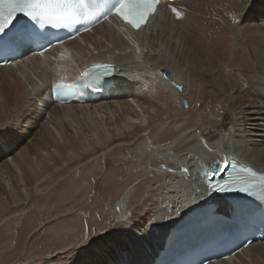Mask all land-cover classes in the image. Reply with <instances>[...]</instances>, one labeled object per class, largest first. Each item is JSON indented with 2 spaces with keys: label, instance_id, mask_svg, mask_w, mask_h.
<instances>
[{
  "label": "bare ground",
  "instance_id": "obj_1",
  "mask_svg": "<svg viewBox=\"0 0 264 264\" xmlns=\"http://www.w3.org/2000/svg\"><path fill=\"white\" fill-rule=\"evenodd\" d=\"M174 4L180 19L161 10L142 30L104 22L65 42L59 55L58 46L43 57L24 52L14 66L0 67V121L8 118L22 131L30 122L24 130L29 140L37 124L33 120L41 122L32 152L25 150L24 137L17 136L20 130L7 134L6 142L0 127V220L24 211L17 238L22 247L28 245L34 229L28 208L43 202L54 207L33 231L45 230L43 236L53 245L48 244L51 252H38L40 264H146L170 228L182 232L187 211L208 196L203 194L206 181L198 175L200 170L227 157L230 165L237 160L264 173V0H176ZM234 14H238L235 21ZM196 27L200 33L193 34ZM196 49L206 62L194 56ZM209 49L219 52L216 58ZM180 53L188 54L178 57ZM181 58H192L198 66L187 70L176 63ZM103 61L115 65L113 79L87 89V103L62 104L42 92L60 79L72 82L86 77L85 72ZM161 68L175 72L166 79ZM177 85H183L185 93ZM226 115L229 123L223 124L221 117ZM67 126L73 132L67 133ZM101 154L113 158L110 167L91 163ZM148 168L158 173L118 200L120 210L130 205L126 213L101 237L85 236L89 222L70 205L85 202L89 191L94 205L102 204L100 198L111 205L112 187L123 170H129L127 181H134ZM12 177L20 190L12 191L16 190ZM91 179L94 183L87 187ZM70 191L74 196L64 198L63 208L55 204L59 195L65 197ZM134 197L136 204H130ZM215 203L224 214L231 209L223 200ZM2 208L8 210L6 215L1 216ZM129 216L122 223L121 218ZM68 220L79 228L81 224L82 242L69 244L64 237L68 241L64 244L63 232L71 234L64 230ZM185 234L194 237L192 229ZM196 246L202 253L212 251L202 238ZM207 264H264V243L252 242L229 259Z\"/></svg>",
  "mask_w": 264,
  "mask_h": 264
},
{
  "label": "snow or ice",
  "instance_id": "obj_2",
  "mask_svg": "<svg viewBox=\"0 0 264 264\" xmlns=\"http://www.w3.org/2000/svg\"><path fill=\"white\" fill-rule=\"evenodd\" d=\"M241 2L243 3V0ZM159 4L160 0H0V33L8 36L14 30L20 31L27 22H32L39 28L48 26L52 29H74L79 32L80 28L87 30L89 26L109 16L118 19L128 29L142 30L147 26L150 16L157 12ZM171 11L177 19L181 18L177 8L173 7ZM236 15L238 14L233 16L234 21ZM57 41L62 42V40ZM13 51L14 49L7 46L0 38V56L10 55ZM136 51L139 53L140 48L137 47ZM94 67L98 70L93 74L94 78L112 74L110 65L96 64ZM84 74L88 75L87 72ZM74 87V84L64 83L53 85L58 94H63ZM230 164V159L225 157L198 172V175L206 181L203 194L242 193L264 199V176L257 177L249 167L233 168L227 177L221 176L219 180L215 179ZM183 170L188 171L187 168ZM233 207L238 208L239 205L234 204ZM129 218L130 216L122 217V223H126Z\"/></svg>",
  "mask_w": 264,
  "mask_h": 264
},
{
  "label": "rangeland",
  "instance_id": "obj_3",
  "mask_svg": "<svg viewBox=\"0 0 264 264\" xmlns=\"http://www.w3.org/2000/svg\"><path fill=\"white\" fill-rule=\"evenodd\" d=\"M196 32L200 33V29H197V27L193 31V34ZM165 43L169 45V49H170L171 44L167 43L166 41H165ZM209 51H210V53H212V51L210 49H209ZM178 52H180V51H178ZM192 53L194 54V56L196 58L200 59V62H206L207 61L206 58L203 56V54L200 51H198L197 49L195 52H192ZM218 53L219 52H217L216 54L218 55ZM187 54L188 53H185V54L180 53V54H178V57H181L182 55H187ZM198 54H200V55H198ZM216 54L212 53V56L216 58L217 57ZM75 55L79 56L77 54V51H76ZM167 56L170 57V51H167ZM172 58H173V56H172ZM174 58H175V56H174ZM176 63H180L181 65L184 64L183 67H185L187 70H190V69L192 70L198 66V65H196L197 63H194L195 65L193 64L192 58H187V59L181 58ZM171 70L175 72V68L171 69ZM174 72L172 73V75L174 74ZM182 90H183V85H182V89L179 90V92L181 91L182 93H185V91L183 90L184 91L183 92ZM186 92H188V91H186ZM12 100H14V99H12ZM182 104H183V106H187L186 105L187 101H183ZM196 105L198 107H200V103H197ZM11 116H15V112H13V114H11ZM24 117H26V115H24ZM45 118H47V117H45ZM4 119L2 120L3 124L0 121V127L2 126V131H1V129H0V131L7 138L6 142H8L9 139H8L7 134L10 135V133L16 129L20 130V124L19 123L18 124H12L11 120H9L8 118H6L5 120ZM21 119H22V117H21ZM78 120H82V119L79 118ZM5 122H7V125L6 124L4 125ZM33 122L37 123L36 124L37 130H36V128L33 129L34 132L32 133V135H30L31 136L30 140L27 139V137H29V135L27 133L25 134V131H24V130L29 129L30 122L29 123L27 122L28 124L25 125L26 128L24 127V130L23 131L20 130V132L17 134V136H19V137L20 136L24 137V141L26 142V144L23 143V146L24 147L27 146L25 148V150H29V152L33 151L32 141L34 142V140H35L34 137L37 135L36 132H38V129L41 127V122H37L36 119H34ZM78 122L80 123V121H78ZM221 123H223V124L229 123L228 115L221 117ZM67 127H68L67 133H69L70 131L73 132V130L69 126H67ZM3 129H5L7 132H3ZM203 134H205V131H203ZM69 140L71 142H74L72 140L71 136H70ZM27 142H29V143H27ZM18 143L22 145V141L19 140ZM16 145H18V144H16ZM59 157H61V156H58L57 158H59ZM112 159H113L112 157H108V156L101 154V155L94 156L91 160V163L92 162L98 163L103 169H106V167L107 168L110 167ZM208 164H209V162H208ZM122 165L123 164H121L119 166L121 167ZM82 167L80 168L81 170H82ZM128 173H129V170L124 169L123 172L119 175V177L117 179H115L114 186L112 187V190H111V198H109L111 205L105 204L103 199L100 198L98 200V202H100V203L102 202L103 205L96 203L95 204L96 206H95L93 203L90 202V199H89L93 196L92 191L88 192L89 198L85 199L84 200L85 202L80 203V205L77 202H73L75 205H73L72 207L70 205V210L72 209L74 211V213H76V214H77V212H81V218L83 220L86 218L89 222L87 225V229H89V230L88 231L86 230L85 236L90 234L91 236H97L98 235L97 237H99V236L101 237L103 235L104 230L108 229L110 225H113L118 220L119 215L125 214L126 211L129 209L127 207H129L130 205H128V206L125 205V210L119 209L120 206L118 205V202L121 200L122 194L124 192H126L127 190L132 189V187H134L137 183L142 181L144 178H150L152 173L153 174L158 173V170H156L154 168H152V170H151L150 168H148L146 170L145 175L139 176V178L134 179V181L133 180L127 181ZM90 183H94V180L92 181V179H91L90 181H88L87 187L89 186L88 184H90ZM127 185L129 186L128 189L126 188ZM11 186L13 189H16V190H12V191H18L21 189V185H19L17 183V181L14 179V177L11 178ZM74 193L75 192L70 191L67 194V192H66V194L64 193L65 197L63 196V194L59 195V197L56 198L55 204L60 206L61 208H63L64 201L66 199L69 200L71 197H73ZM70 194H71V196H68ZM64 198H66V199H64ZM135 199H136V197H134V201H135ZM134 201H133V203L131 202L130 204H136V201H135V203H134ZM89 203H91V204H89ZM50 206H51V208H50ZM105 207H106V209H105ZM3 208L1 209V211H2L1 216L6 215L7 211H8L5 209L3 211ZM52 208H54V207L51 204H48V203L46 204V202L41 203L39 206L36 205V207L31 206L30 208H28V210H27L29 212L28 217L31 218V220H32L31 224L33 225L34 229L32 230L31 234L29 235L28 245H25L22 247L19 245L17 238H18V233H19V229H20V222L22 220V214L24 211H20V213H19L20 216H17L15 214V216L11 215L12 217H7L5 219L0 220V264H40L41 263L42 259L38 255V252H46V253L51 252L53 249H51L50 247L52 246V248H53V245L50 241L49 242L46 241L45 237L43 236L45 230L40 229L37 231L38 233H36V234H34L33 231H35V229L38 227V225H39L38 222L42 218H45L46 215H48V212L50 211V209H52ZM46 211H48L47 214H46ZM82 211L84 214L82 213ZM70 212H68V214H70ZM106 213L108 216H106ZM41 214H43V215H41ZM64 225H65L64 230L69 231L71 233V234L67 233L66 236H65L64 232H63L64 236L62 234L63 238L66 237L71 242V243L69 242V244H72L74 241L77 242V244L82 242V237H79L80 236L79 231H80V228H82L81 224H80V228H79L78 225L75 226V224L71 220H68L67 222L64 223ZM69 226H72V230H69V228H68ZM97 227H99V228H97ZM93 228L94 229L97 228V229H95V231H93ZM90 230H92L93 232L92 231L89 232ZM94 234H96V235H94ZM66 238H64V242H65L64 244H66V241H67ZM79 239H81V241ZM67 243H68V241H67ZM48 244L51 246H49ZM48 248H50L49 251H48Z\"/></svg>",
  "mask_w": 264,
  "mask_h": 264
},
{
  "label": "water",
  "instance_id": "obj_4",
  "mask_svg": "<svg viewBox=\"0 0 264 264\" xmlns=\"http://www.w3.org/2000/svg\"><path fill=\"white\" fill-rule=\"evenodd\" d=\"M160 73H162L164 78H166V79H170L172 77V73L168 69L161 68L160 69ZM176 87H177L178 90L182 89L181 85H177ZM208 201H209V198L208 197H204L203 202L207 203Z\"/></svg>",
  "mask_w": 264,
  "mask_h": 264
}]
</instances>
